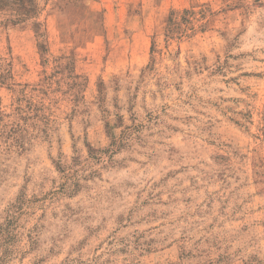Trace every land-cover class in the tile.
Wrapping results in <instances>:
<instances>
[{"label":"rangeland","instance_id":"obj_1","mask_svg":"<svg viewBox=\"0 0 264 264\" xmlns=\"http://www.w3.org/2000/svg\"><path fill=\"white\" fill-rule=\"evenodd\" d=\"M41 7L0 11V264H264V0Z\"/></svg>","mask_w":264,"mask_h":264},{"label":"trees","instance_id":"obj_2","mask_svg":"<svg viewBox=\"0 0 264 264\" xmlns=\"http://www.w3.org/2000/svg\"><path fill=\"white\" fill-rule=\"evenodd\" d=\"M41 9V0H0V11H11L15 15L11 19L13 23L36 17ZM35 30L40 33L41 23H37Z\"/></svg>","mask_w":264,"mask_h":264}]
</instances>
